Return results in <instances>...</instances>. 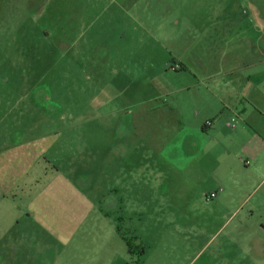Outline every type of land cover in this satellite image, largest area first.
Segmentation results:
<instances>
[{
  "label": "rangeland",
  "instance_id": "374dc122",
  "mask_svg": "<svg viewBox=\"0 0 264 264\" xmlns=\"http://www.w3.org/2000/svg\"><path fill=\"white\" fill-rule=\"evenodd\" d=\"M214 2L145 0L128 22L86 29L74 48L77 24L51 25L28 0H0V159L16 148L11 158L28 161L39 137L49 142L39 158L47 173H29L48 179H18L0 201V264H169L184 244L170 232L196 195L243 180L255 192L234 196L247 200L238 215L220 206L219 222L231 219L217 240L240 222V256L235 248L223 264H264V181L241 162L248 147L264 155L255 107L264 113V52L253 51L264 23L247 2Z\"/></svg>",
  "mask_w": 264,
  "mask_h": 264
},
{
  "label": "crops",
  "instance_id": "0c3cea01",
  "mask_svg": "<svg viewBox=\"0 0 264 264\" xmlns=\"http://www.w3.org/2000/svg\"><path fill=\"white\" fill-rule=\"evenodd\" d=\"M142 1L145 0H28V4L41 8L38 15L43 20L42 22L54 25L55 23H60L61 21H71L73 24H77L80 28V31L77 32L78 35L74 36L75 40L73 42V47L76 48V41L83 37L82 34L86 29L92 30L97 22H128L130 15H132L133 12H135L134 15L138 14V7ZM243 2H247L249 6L255 8V21L264 23V0H215L214 4H211V6H222L227 8L232 6L240 7L245 4ZM149 4L148 7H150ZM263 37L264 36L259 35L258 38H255L259 40V42L256 43L255 40V44L253 45V51L258 56H261L264 52V44L262 47V43H260V38ZM123 53L124 52H122V50L117 47L114 55H122ZM259 73H262V71ZM259 73H254V76H257ZM255 107L259 112V115L263 116L264 113L259 108V105H255ZM256 124L261 126L259 120L256 121ZM210 126H212L211 123L206 124V128ZM46 140V136L39 137V139L36 141L40 143L32 149H28L29 153H31L30 156L35 154L34 158L28 159V161L21 163H19L16 158L12 159L10 156L11 151H16L17 149H7V155L3 160L0 159V201L6 198V194L8 193L6 192L7 190H15L18 179L24 181V179L28 176L31 178L29 183L36 182L37 184L43 179H48V177L44 178L43 175L33 178L29 176V173L33 168H40L41 174L43 171H46L43 166V162H41L42 160H39L40 154H44L49 147V142ZM42 141L45 142L43 143ZM246 153L252 158H241V162L246 167L252 166L250 170L254 172L253 175L261 176V179L264 181L263 150H260V147H257L255 150H253L251 147H248L246 149ZM246 161H249L250 163L247 165L245 163ZM15 167L25 168L21 176L11 175L13 170H16ZM254 183L255 181L253 182L249 180H243L240 184H237L238 186L234 187L231 192H226L223 188H221V190L216 193V197L212 199L208 198L207 195L204 196L203 194H197L190 210H185L186 213L183 223L177 224L175 230L170 232L172 234L175 232L174 234L181 235L184 240V244L181 253L175 252L176 254L183 255H170L169 264H223L226 258H236L237 254L235 252V248L238 252L240 248V246H237L236 244L240 245L241 243V223L239 222L236 224V226H233V231L231 232L232 234H229L225 240L219 242L217 239L228 223H230L231 217L236 214H240L243 205L247 201L245 200L243 203L235 202L234 196L246 193L245 198L251 197L255 191L253 193L248 191ZM22 188L24 190V187ZM25 189L27 190V187ZM29 189L30 188L28 187V190ZM37 190H39V187H36V191ZM40 194H42V192H40ZM120 199L124 204V199H130L131 203L134 205H138L136 200H139V198L136 196L129 198L128 195L124 194H121ZM210 199L215 202H209ZM228 203L232 204V206L230 205L232 209H230L226 214L231 217L225 223H220L219 221L223 220L222 218L225 215L223 213V208H219L221 205ZM110 204H112V199L110 200ZM126 204L128 206V202ZM194 205L195 207H193ZM206 214L208 216H206ZM209 215L213 217L211 221L209 219ZM220 215L222 217H220ZM252 241L254 243L256 242V239L252 238L251 242ZM256 246L257 245L253 244L254 249ZM257 253L258 255L261 254L260 256L264 257L263 252L260 251L259 253L256 251V254ZM239 256L240 252L237 258H239ZM130 261H132V263L135 261L136 264H161V258L146 257L122 258L121 264H130Z\"/></svg>",
  "mask_w": 264,
  "mask_h": 264
},
{
  "label": "flooded vegetation",
  "instance_id": "af4514ba",
  "mask_svg": "<svg viewBox=\"0 0 264 264\" xmlns=\"http://www.w3.org/2000/svg\"><path fill=\"white\" fill-rule=\"evenodd\" d=\"M173 69H174V70H182V68H181L180 65H175V66L173 67ZM46 99H47V97L44 98L43 95L40 96V102H42V101H44V100H46Z\"/></svg>",
  "mask_w": 264,
  "mask_h": 264
},
{
  "label": "built area",
  "instance_id": "2783aa9c",
  "mask_svg": "<svg viewBox=\"0 0 264 264\" xmlns=\"http://www.w3.org/2000/svg\"><path fill=\"white\" fill-rule=\"evenodd\" d=\"M235 128V126H233ZM247 165L250 163L249 161H246L245 162ZM216 197V193H212L211 194V198H215Z\"/></svg>",
  "mask_w": 264,
  "mask_h": 264
}]
</instances>
